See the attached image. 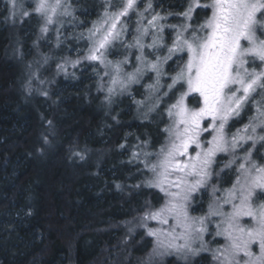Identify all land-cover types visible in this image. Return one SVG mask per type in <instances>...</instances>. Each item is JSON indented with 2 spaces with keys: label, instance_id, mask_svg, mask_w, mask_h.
I'll use <instances>...</instances> for the list:
<instances>
[{
  "label": "snow or ice",
  "instance_id": "snow-or-ice-1",
  "mask_svg": "<svg viewBox=\"0 0 264 264\" xmlns=\"http://www.w3.org/2000/svg\"><path fill=\"white\" fill-rule=\"evenodd\" d=\"M139 2L105 0L100 19L76 37L87 41L84 54L65 57L56 67L67 74L68 66L75 69L83 61L101 66L107 86L99 88L106 90L109 105L146 76L152 81L136 104L145 109V120L150 114L160 117L162 139L143 140L132 152L142 165L143 186L158 193L145 203L138 221L143 235L153 240L147 264L157 257L187 261L202 253L212 264H264V157L254 159L245 147L264 144V0H186L183 11L166 15L154 10L153 0L142 11ZM9 3L13 22L17 16L22 22L38 18L40 38L54 30L60 48L64 18L74 14L70 0ZM132 13L138 19L129 42L126 18ZM170 18L180 22L170 24ZM117 43L129 54L113 61L108 56ZM48 61L45 55L43 62ZM248 108L253 110L248 123L231 131ZM73 155L85 159L83 152ZM222 155L230 158L216 172ZM229 169L235 178L224 187L217 181ZM197 193L208 196L206 207L197 203Z\"/></svg>",
  "mask_w": 264,
  "mask_h": 264
},
{
  "label": "trees",
  "instance_id": "trees-1",
  "mask_svg": "<svg viewBox=\"0 0 264 264\" xmlns=\"http://www.w3.org/2000/svg\"><path fill=\"white\" fill-rule=\"evenodd\" d=\"M70 3L74 14L64 18V42L56 48L54 30L40 38L38 18L22 22L17 16L13 22L9 0H0V264H147L153 240L143 235L138 221L140 210L158 193L143 186L142 165L132 159V152L143 140L162 139L160 117L150 114L145 120V109L136 104L152 81L146 76L141 84L112 97L109 105L106 90L99 88L101 83L107 86L101 66L83 61L75 69L68 66L67 74L58 72L56 65L63 58L84 54L87 41L76 37L86 35L105 8V0ZM146 3L140 0L138 10ZM182 4L186 6V0H153L154 10L162 15L183 11ZM137 19L135 13L126 18L129 42ZM165 39L170 44L167 31ZM128 54L117 43L108 59ZM131 54L134 60L135 50ZM252 114L251 108L242 112L231 131L242 128ZM245 147L254 159L264 157L261 142ZM74 151L83 152L85 159ZM229 158L218 157L214 170L219 172ZM234 178L232 170H225L217 183L230 187L226 182ZM196 196L206 207L208 196ZM169 261L212 264L203 253L187 261L157 257L153 264Z\"/></svg>",
  "mask_w": 264,
  "mask_h": 264
},
{
  "label": "rangeland",
  "instance_id": "rangeland-1",
  "mask_svg": "<svg viewBox=\"0 0 264 264\" xmlns=\"http://www.w3.org/2000/svg\"><path fill=\"white\" fill-rule=\"evenodd\" d=\"M128 71H131V70H128Z\"/></svg>",
  "mask_w": 264,
  "mask_h": 264
}]
</instances>
